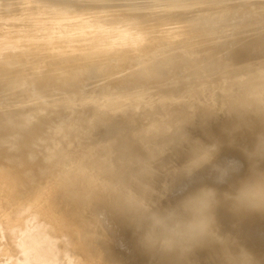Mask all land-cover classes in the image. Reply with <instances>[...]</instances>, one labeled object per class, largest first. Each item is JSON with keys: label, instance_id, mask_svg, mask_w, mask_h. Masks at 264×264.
Segmentation results:
<instances>
[{"label": "bare ground", "instance_id": "1", "mask_svg": "<svg viewBox=\"0 0 264 264\" xmlns=\"http://www.w3.org/2000/svg\"><path fill=\"white\" fill-rule=\"evenodd\" d=\"M48 3L88 30H0V264H119L140 200L174 206L264 132V0ZM197 141L216 151L188 175Z\"/></svg>", "mask_w": 264, "mask_h": 264}, {"label": "clouds", "instance_id": "2", "mask_svg": "<svg viewBox=\"0 0 264 264\" xmlns=\"http://www.w3.org/2000/svg\"><path fill=\"white\" fill-rule=\"evenodd\" d=\"M196 144L192 158L183 168L188 175L210 160L216 151V145H204L200 141ZM247 156L251 161L249 172L231 190L221 193L216 187L203 186L163 209L140 200L131 223L141 234L144 249L183 261L197 248L216 244L222 250L223 264H257L251 252L243 246L234 250L236 241L220 234L216 217V209L224 201L236 213L264 214V167H261L264 132L258 135L255 147L247 151Z\"/></svg>", "mask_w": 264, "mask_h": 264}, {"label": "rangeland", "instance_id": "3", "mask_svg": "<svg viewBox=\"0 0 264 264\" xmlns=\"http://www.w3.org/2000/svg\"><path fill=\"white\" fill-rule=\"evenodd\" d=\"M2 8H3V10H0V12H1L0 13V20H1L0 30H1V28L11 26V25L13 26L14 24H17V26L18 25L23 26V27H21V31L23 33L28 32L27 30H35V31H39L40 33L41 32L47 33L49 31L53 30L54 32L58 31V34H59V32H61L60 28L63 29L65 27V29H64L65 32L62 34L67 36L66 39L68 41L65 42V48H68V49H75L76 46L73 45L74 43L71 40L81 37V36H77V35H82L83 32L88 30V29H81L78 26L79 24H81L85 21V18H69L71 16H67V15L64 18H56L55 16L59 15V13H56V11H58V8L51 5L50 3H48V0H40V1L39 0H29V1H27V0H20V1L14 0V2L10 1L9 3L3 5ZM73 23L77 24V25H75V26L68 25V24H73ZM31 24H35V25L32 27L31 26L28 27V25H31ZM147 24H150V23H147ZM57 38H61V37L56 36L55 39H57ZM144 40H145V42H143L144 43L143 45L150 44L151 46L155 45L156 47H160L167 39H165L163 37L161 39L158 38V39H144ZM46 41L47 40H42V42H46ZM54 41H60V40H54ZM89 44H92V43H89V42L83 43L81 45V47L78 49V51L73 53L74 55H71L70 57L80 55V54L85 53V52H90V50H92V49L89 48V46H88ZM151 50H153V49H151ZM147 53L150 54V50ZM115 58H116V56H114V59ZM142 58L141 59L139 58L140 62H138V64L141 63V61L143 60ZM135 65H136V63L130 65V68L134 67ZM2 94H5V93H2ZM118 119H119L118 121H121V122L123 121L122 118H118ZM200 130H201V128L194 129L193 131H196V133L197 132L201 133ZM203 135L204 134H202L201 136H203ZM254 147H255V143L251 142V143H247V144L241 146V148L238 147V149H235V148H237V146L234 148V150L230 148V150L226 152V154L227 155L229 154V155L228 156L223 155L224 158H225V156H226V158L222 159L221 161H217L214 164V167L211 169V171L210 172L208 171L209 172L208 177L203 178V179H205L206 182L203 181L204 184L202 185V187L203 186H213V187H216L217 189H219V191L221 193H223L227 190H231V187L233 185L237 184L238 181L242 177H244L245 175L248 174L250 166H251V161L248 159L247 151L252 150ZM223 154H224V152H223ZM221 155H222V153H221ZM231 161H232V163H231ZM224 165H226V166L228 165L226 167L228 169V172H226ZM261 167H264V163L261 164ZM225 172L227 173V175H230L229 181H227V183L222 182V184H220L219 179H220V177L222 178L224 176ZM216 180H218V181L216 182ZM179 193L180 194H178L179 196L177 195V197H180L183 194V192H179ZM174 195L176 197V194H174ZM174 195H173V198H174ZM184 195H182V196H184ZM173 198H172V201L173 200L174 201L173 202L171 201L172 203H174L175 201L177 202L182 197L177 198V200L173 199ZM225 208H227V209H225ZM226 210H228V211H226ZM234 216H236V217H234ZM216 217H217V225H218L220 234L230 236L236 241V246L234 247V250H238L239 246H243L249 252H251V251L254 252V253L253 252H251V253L253 254V256H257V261H258L257 264H264V254H263L264 253V227H263L264 226V214H260V213H236L235 211H233L231 209L230 203L227 201H224L220 204V206L217 207ZM223 219L224 220L226 219V220L224 221ZM237 220L238 221L240 220V221L238 222ZM233 223H235V224L233 225ZM254 223H256V224H254ZM245 226H247V227L245 228ZM97 234H98V231L97 232L95 231L92 233L91 240H94V241H92V243H96V242L98 243ZM130 234H131V238L128 240L130 243L129 242L127 243L128 246L125 247L126 249H124V251H122V253H120L118 256L117 262L119 264H172V263H179V264H223L222 250H221L220 246L216 245V244H210V245L208 244V245H205L206 247L203 246V247L197 248L185 260L177 261L174 257H164V256H161L159 253L154 252L155 253L154 254L153 252H148L141 245L140 240H138L140 238L139 232L136 231L135 234L133 232V235L130 232ZM252 234L254 236H252ZM132 236H134V239L132 238ZM138 236H139V238H138ZM243 242H244V244H243ZM254 246L256 248L255 250L253 248ZM260 251L262 252V254ZM146 253H147V255H146ZM64 255H65V253H64ZM161 257H163V258H161ZM157 258H158V262H157ZM198 259H200V260H198Z\"/></svg>", "mask_w": 264, "mask_h": 264}, {"label": "snow or ice", "instance_id": "4", "mask_svg": "<svg viewBox=\"0 0 264 264\" xmlns=\"http://www.w3.org/2000/svg\"><path fill=\"white\" fill-rule=\"evenodd\" d=\"M2 227H3V225L0 224V228H2ZM29 257H31L32 259H44L43 256H35V255H33L31 252H26L24 258H25V259H28Z\"/></svg>", "mask_w": 264, "mask_h": 264}]
</instances>
